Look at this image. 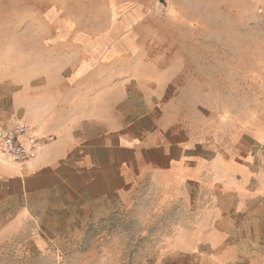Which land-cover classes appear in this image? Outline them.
Returning a JSON list of instances; mask_svg holds the SVG:
<instances>
[{"label":"rangeland","instance_id":"rangeland-1","mask_svg":"<svg viewBox=\"0 0 264 264\" xmlns=\"http://www.w3.org/2000/svg\"><path fill=\"white\" fill-rule=\"evenodd\" d=\"M100 48L147 77L181 71L195 147L214 150L202 181L180 170L122 197L67 173L0 213V264H264V0H0L4 97Z\"/></svg>","mask_w":264,"mask_h":264},{"label":"crops","instance_id":"crops-1","mask_svg":"<svg viewBox=\"0 0 264 264\" xmlns=\"http://www.w3.org/2000/svg\"><path fill=\"white\" fill-rule=\"evenodd\" d=\"M98 51L70 67L69 77L63 76L65 67L57 66L41 71V78L11 80L10 92L0 94V126L9 129L18 120L35 128L41 139L39 155L28 163L0 153L4 217L25 215L30 199L44 197L67 173L122 197L141 183H160L180 170L201 183L205 156L214 150L195 147L196 135L178 102L181 71L147 77L125 68L122 54Z\"/></svg>","mask_w":264,"mask_h":264},{"label":"built area","instance_id":"built-area-1","mask_svg":"<svg viewBox=\"0 0 264 264\" xmlns=\"http://www.w3.org/2000/svg\"><path fill=\"white\" fill-rule=\"evenodd\" d=\"M40 146L41 139L35 128L21 121H14L9 129L0 127V153L15 163L25 164L36 159Z\"/></svg>","mask_w":264,"mask_h":264}]
</instances>
